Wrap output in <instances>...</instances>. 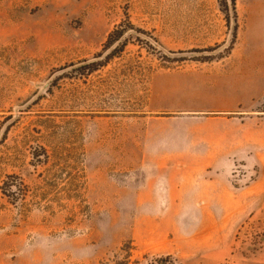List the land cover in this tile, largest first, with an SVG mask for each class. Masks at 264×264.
<instances>
[{
	"label": "rangeland",
	"instance_id": "374dc122",
	"mask_svg": "<svg viewBox=\"0 0 264 264\" xmlns=\"http://www.w3.org/2000/svg\"><path fill=\"white\" fill-rule=\"evenodd\" d=\"M226 1L0 0V264L259 258L264 0Z\"/></svg>",
	"mask_w": 264,
	"mask_h": 264
},
{
	"label": "trees",
	"instance_id": "16d2710c",
	"mask_svg": "<svg viewBox=\"0 0 264 264\" xmlns=\"http://www.w3.org/2000/svg\"><path fill=\"white\" fill-rule=\"evenodd\" d=\"M228 4L233 11V17H235L236 15L234 13L235 0L226 1V5ZM222 10L223 12L226 13L228 17L227 20H230L229 8L226 6L223 7ZM234 28H236V26ZM129 30L130 31L134 30L135 31L134 33L136 34L144 33L143 31L134 28V26H132L131 24H127L126 27L120 26L112 34H110L105 44L104 50L101 53L96 55L93 59L81 61L77 66L71 65V67L77 68L75 69V71L81 73L82 75L92 74L100 70L101 68L106 67L114 58L118 57L128 46L129 42H128L127 34L129 33ZM231 50L232 48L230 47L227 50L226 54H228ZM193 52H201V50H196ZM181 53L183 54L185 52H181ZM220 57L222 58L224 56L221 55ZM209 60H211V57L209 58Z\"/></svg>",
	"mask_w": 264,
	"mask_h": 264
},
{
	"label": "crops",
	"instance_id": "0c3cea01",
	"mask_svg": "<svg viewBox=\"0 0 264 264\" xmlns=\"http://www.w3.org/2000/svg\"><path fill=\"white\" fill-rule=\"evenodd\" d=\"M264 206L261 205V212L264 215ZM261 249H260V254L259 258L256 259H247L244 260V262H235L236 264H264V236L261 238Z\"/></svg>",
	"mask_w": 264,
	"mask_h": 264
}]
</instances>
